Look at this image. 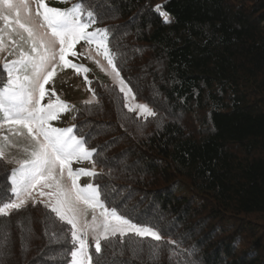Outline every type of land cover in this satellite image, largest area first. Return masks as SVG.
Segmentation results:
<instances>
[{
  "label": "trees",
  "instance_id": "16d2710c",
  "mask_svg": "<svg viewBox=\"0 0 264 264\" xmlns=\"http://www.w3.org/2000/svg\"><path fill=\"white\" fill-rule=\"evenodd\" d=\"M87 6L94 27L110 30L136 100L156 115L128 112L116 87L94 79L97 103L78 108L73 131L95 149L101 199L164 238L156 257L147 242L121 246L117 237L106 249L102 241L99 260L91 247L93 264H264V0ZM11 171L0 158V196ZM48 214L29 205L0 217L10 233L0 264H71L72 246L53 236L70 226Z\"/></svg>",
  "mask_w": 264,
  "mask_h": 264
},
{
  "label": "snow or ice",
  "instance_id": "6c2138e0",
  "mask_svg": "<svg viewBox=\"0 0 264 264\" xmlns=\"http://www.w3.org/2000/svg\"><path fill=\"white\" fill-rule=\"evenodd\" d=\"M34 9L33 12L29 0H0V52L6 50V38L14 45L7 51V56L13 59L5 57L0 67V130L7 129L11 136H22L28 142L23 149L24 157H13L9 161L17 167L8 177L9 188L0 196V217H9L14 211L26 209L29 202L33 206L42 203L49 209L46 219L54 223L58 219L63 225L70 226L53 236L56 242L66 240L72 246L71 264H93L94 254L97 260L100 258L101 241L107 249L113 246L117 237L121 246L125 238L128 244L143 246L147 242L150 256L156 257L164 240L157 226L136 222L110 206L107 198L101 199L99 185L91 182L80 185L81 177L98 175L93 160L95 149L90 150L72 127L52 126L51 121L70 106L59 97L53 101L55 90L46 89V85L52 82L58 70L71 68L77 74L89 71L69 59V56L77 57L76 45L83 41L89 46L95 45L98 54L107 61L111 69L107 74L123 93L128 112H138L144 119L154 117L156 113L146 104L134 102L135 95L121 77L115 63L116 54L109 48L110 30L94 27L98 21L95 12L87 6V0H79L67 9L51 7L45 0H34ZM156 11L164 17L165 24L171 23L161 6L158 5ZM34 16L42 18V22L35 23ZM46 96L49 97L47 104L43 103ZM95 99L93 92L92 100L85 103L90 104ZM2 139L0 158H4L6 148L16 146L9 140V135H3ZM82 161L91 163L92 169L73 170V162ZM65 174L70 184L64 182ZM107 187L105 185V189ZM37 195L47 199L38 200ZM45 232L47 235V227ZM9 235L7 227L0 230V249L7 246ZM89 236L94 241V254L90 252ZM167 243L177 242L169 240ZM169 251L172 255L177 254L175 249Z\"/></svg>",
  "mask_w": 264,
  "mask_h": 264
},
{
  "label": "rangeland",
  "instance_id": "374dc122",
  "mask_svg": "<svg viewBox=\"0 0 264 264\" xmlns=\"http://www.w3.org/2000/svg\"><path fill=\"white\" fill-rule=\"evenodd\" d=\"M45 2L51 7H57L61 9H67L71 7L72 4L76 3L75 0H67V2L65 3H61L60 0H45ZM29 3L33 5V12H34L35 10L34 0H29ZM34 22L39 24L42 22V18L34 16ZM0 24H2V22H0ZM91 30L92 29H89V31ZM14 39H18V38L14 37ZM5 45H6V50L4 52H0V65L1 66H2V61L5 59V57H7L8 60L13 59L12 56H7V51L11 50L14 47V45L11 44V42H9L7 38L5 40ZM24 46L27 47L26 45ZM76 51L78 53L77 57L69 56V59L72 60L73 63L81 64L87 67L89 71L86 74L84 73L77 74L71 68H67L62 71L58 70L52 82L46 85V89L55 90V96L52 97L53 101H55L56 97H59L60 100H62L63 102H65L66 104L70 106L69 110L62 112L56 120L51 121V124L53 127H58V128L72 127L74 130L75 116L78 111V108L80 109L81 106L89 104V103H85V101L92 100L93 91L91 89V83H89V81L91 82L92 80L97 79V80L102 81L103 83L112 85L113 87H116L117 90H119V86L113 81L111 76L107 74L111 70L110 66L107 64V61L104 59V57L98 54L99 50L95 48V45L89 46L82 41L80 44L76 45ZM96 61H99V63L97 64ZM85 75L87 76V80L85 79ZM48 100H49V97L46 96L43 103L47 104ZM134 102L139 103V104H146L144 102H138L136 98ZM93 103H97V97L90 104H93ZM147 106L151 108L149 105ZM133 113H135L139 118L144 119L143 117H140L138 115V112H133ZM21 131H23L25 134L27 133L26 129H22ZM3 135H9V140L11 142H14L16 145L14 147L6 148L5 156L4 158H1L5 161L8 167L13 170L15 167H17V165L14 162H9V161H11L13 157L17 159L23 158L24 157L23 149L27 147L28 142L22 136H11L8 133L7 129H4V130H0V144H4V141L2 139ZM98 167L99 166L96 165L95 163V171L97 173L101 171V168H98ZM72 168L73 170H77L80 168L91 170L92 164L89 163L88 161L73 162ZM94 180H95V177L90 178L87 176H83L81 177L79 183L81 186H85L89 182L95 184ZM64 182L66 184H70V181L68 180L66 174H65ZM45 191H50V190L45 189ZM37 199L46 200L47 197L41 198L37 195ZM29 205H32V203L29 202L28 206ZM35 205L43 206L42 203H37ZM88 218L89 220L91 219L90 211H89ZM89 245H90V250H91V247H94V241L91 236H89Z\"/></svg>",
  "mask_w": 264,
  "mask_h": 264
}]
</instances>
